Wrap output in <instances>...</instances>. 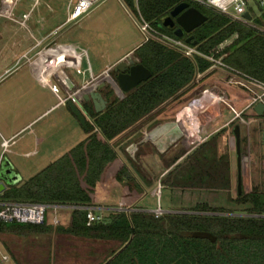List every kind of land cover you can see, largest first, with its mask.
Masks as SVG:
<instances>
[{
    "label": "rangeland",
    "instance_id": "obj_1",
    "mask_svg": "<svg viewBox=\"0 0 264 264\" xmlns=\"http://www.w3.org/2000/svg\"><path fill=\"white\" fill-rule=\"evenodd\" d=\"M78 1L0 0V72L9 69V73L0 81V92L10 86H25V94L18 97V101L30 106L32 113L44 114L60 102L52 90L54 85L60 89V84L56 81L46 82L34 71L38 50L45 53L55 42L56 45L75 46V50L81 54L82 61L78 68L85 72V75L80 74V79H91L90 62L95 75L108 73L103 79L112 91L111 96H108L110 101L124 99L126 96L117 85L114 67L111 66L123 53L140 42L139 40H146L147 35L142 31L139 19L126 9L122 0H98L88 14L77 21L68 22L69 15ZM248 1L254 17H261L264 10L252 0ZM260 30L264 32V27ZM151 36L154 37V34ZM44 37L46 40L38 43ZM34 45L36 50H32ZM25 51L29 55L23 57ZM132 59L138 62L135 56ZM48 61L50 62L49 59ZM51 65L54 68V63ZM74 72L76 74L77 69ZM234 78L219 66L213 68L212 72L198 77L196 88L182 100V106L184 103L187 105L184 116L190 117L185 130L187 133L176 141V145H169V149L162 154L157 146L145 140V136L150 133V127L144 129V133H137V130L127 133L112 143L118 153V159L113 164L114 171L119 172L123 166L127 169L124 177H132L143 187L145 195L137 203L136 210L151 211L160 205L169 214H190L192 212L187 211H192L197 204L205 202L213 208H225L232 215L245 214V210L250 206L235 203L238 198L239 169L234 135L236 126L241 127L242 193H264V117H258L254 113V107L247 110L255 95H262L264 90L254 87L256 94L245 88L247 91H243L240 86L230 84ZM202 85L205 87L200 88ZM60 95L66 97L62 91ZM80 110L87 121L93 123L90 114L83 107ZM173 110L167 109L162 118L165 121L173 120L177 115ZM238 116L239 118L229 125V121ZM36 124L21 135L28 137L32 131L38 133L39 129L50 126L58 143V155H55V159L68 150L62 148L67 143L65 139L69 138L68 144L74 143L75 147L79 144L81 136L88 135L78 119L72 116L70 106L63 104L56 106ZM216 135L219 139L220 156L226 155L229 158L230 194L197 191L199 189L192 187V183L181 185L177 176L181 175V166L184 168L186 165V159L190 155L186 154L187 151L194 152ZM39 151L44 153V145L40 146ZM8 157L11 155L7 154L5 160ZM40 157L43 160L47 158L43 154ZM178 158L180 159L175 164ZM30 161H19L22 165H19L21 170L17 171L22 175L23 182L37 174L28 169ZM173 163L175 165L168 168V164ZM226 170V166L221 165L217 169L216 177ZM120 185L123 186L120 183L99 186L94 193L95 204H122L123 191ZM213 185L222 188L218 181ZM54 215V211L48 210V226L44 231L2 227L0 264H105L112 254L121 248L118 241L89 240L59 232V229L52 225ZM58 215L64 228H68L66 219L69 212L60 211Z\"/></svg>",
    "mask_w": 264,
    "mask_h": 264
},
{
    "label": "trees",
    "instance_id": "obj_2",
    "mask_svg": "<svg viewBox=\"0 0 264 264\" xmlns=\"http://www.w3.org/2000/svg\"><path fill=\"white\" fill-rule=\"evenodd\" d=\"M122 2L140 24H148L155 31L178 40L186 41L194 36L198 42L196 48L202 54L214 56L232 70L264 84V32L260 30L264 27V11L261 17L252 15V23L243 24L188 0ZM184 2L200 10L208 21L179 39L163 23ZM135 57L152 72V78L125 94L124 99L110 102L101 114L87 109L93 120V123L87 121V140L30 180L9 186L0 200L137 208L145 195L143 187L132 177H124L127 169L123 166L119 172L114 171L118 153L112 143L140 129L143 120L163 103L178 100L196 88L199 75L208 74L214 64L202 57L187 58L152 39L136 51ZM111 94L112 91L107 95ZM174 163L168 164V168ZM221 165L227 170L220 173L218 180L217 169ZM177 177L181 185L192 183L197 191L230 194L229 158L220 156L217 135L188 155ZM215 181L222 188L214 186ZM119 183L123 185H120L122 204H95L94 193L99 186ZM235 203L250 207L243 215H232L225 208H213L203 202L187 211L190 214H165L160 218L143 212H110L105 213L103 222L90 227L85 212L67 211L68 228L63 223L55 228L89 240L120 242L121 248L105 264H264V193H238ZM46 226L47 220L37 226L0 224V229L44 231Z\"/></svg>",
    "mask_w": 264,
    "mask_h": 264
},
{
    "label": "crops",
    "instance_id": "obj_3",
    "mask_svg": "<svg viewBox=\"0 0 264 264\" xmlns=\"http://www.w3.org/2000/svg\"><path fill=\"white\" fill-rule=\"evenodd\" d=\"M44 40H46V37H44L42 40H39L38 43ZM139 41L140 42L134 44L130 50L123 53L119 58H117L111 67H115L119 62L123 61L129 56L134 57L136 51L147 42V39L145 41H141V40ZM56 44L57 42L51 45V47L49 46L50 47L49 50L45 53L38 50V53L36 54L37 56L36 61H35L36 64L34 63V68H35L34 71L38 73L40 76H42V79L44 81L46 82L56 81L58 85L60 84V89L58 88L57 85H54V87L52 88L53 93L60 100L58 105L61 104V100L64 98L60 95V91L64 92L65 94V89H64L65 87H63V85L60 83L58 79L59 74L61 73L66 78L70 86L73 88H80L86 85L87 90H90L92 86L102 85V83L104 82L103 77L105 76L106 73L102 72V73H98L97 75H95L92 70L90 62L88 61L89 70H91V79H85V80L80 79L79 78L80 74L85 75V72H82L80 68H78L79 64H81V61H82L81 54L78 53L77 50H75V46H67V45H61V44L56 45ZM36 49L37 48L34 45L32 47V50H36ZM27 54L29 55V53L25 51L23 52L22 56L26 57ZM85 54H87V52H85ZM48 59L50 60L51 63L48 61ZM52 63H54V66H55L54 68H52V65H51ZM75 68L77 69L76 74L74 72V70H76ZM7 73H9V69L4 70V72H0V81L4 79V76ZM192 90L193 89H190L186 95H184L178 100L171 99L163 103L162 105H160L155 111H153L149 116H147L143 120L144 125L140 129H137L136 131L137 133L138 132L144 133L143 132L144 129L150 127L149 134H151L154 130H156L157 128L161 126H165L168 124H177V126L179 127V132H177L176 126L172 127L169 131H167V134L163 133V136L159 140L158 143H153L154 141L147 140V137L149 136V134L145 136V140L157 146L158 151L161 152V154L162 152L167 151L169 149L168 148L169 145H176L175 144L176 141L182 138L187 133V131H185L187 130V128L185 127V123L183 122L184 121L183 119H185L184 114L186 113L187 105L184 103V106H182V100L186 96H188V94ZM109 91L110 90L108 88V85L101 90L102 95L108 101V106H109V103L112 102L108 98L109 95H107ZM24 94H25V86H21V85L10 86L7 89L0 92V170H1L3 162L5 161L6 155L10 154L12 158L8 157L6 160L11 163L14 171L17 174L21 175L18 172L19 169L21 170V168H19V165L20 166L22 165L21 162L19 161L20 160L24 161L25 159L31 160L30 161L31 164L29 163L30 165L28 166V169H31L37 172L38 174L41 171H43L45 168H47L49 165L53 164L54 162H56L57 160H59L60 158L68 154L70 151L75 149L79 144L87 140V138L89 137V134L85 136H81L78 140L79 144H77L75 147H73L74 143L68 144L67 139L69 138L65 139L64 141H66L67 143H65L62 148H65L68 150H65L64 153L60 154V156L57 159H55V155H58L57 154L58 143L56 142L55 132L53 133L52 130H50L51 129L50 126L39 129L38 133H35L34 131H32V134L29 135L28 137L22 136L21 133L27 132L28 129L31 128V126L33 125L36 126L37 125L36 123L40 119H42L44 115L49 113L51 110H53L58 105L54 106L53 108H51L44 114H41L40 112L32 113L33 109H31L30 106L25 105L24 103H20V101H18L19 100L18 97L23 96ZM84 96L85 95H83V98H81L78 102V104L81 107L79 105L77 107L79 109L83 107L86 111L87 109L92 108L95 112L93 105H90L89 103H87V101L84 99ZM67 106L69 107V105ZM171 108L174 109L173 110L174 112H177V115L173 120L168 119L165 121V119L162 118V116L166 114L167 109H171ZM71 114L72 116H75L72 113V111H71ZM158 115H160V117ZM156 121L158 122L156 123ZM234 121L235 119H231L229 121V125L233 124ZM153 123H155L156 125H152ZM173 130L174 131L176 130V132L173 133ZM168 135H171L172 137L168 138ZM166 141H168L169 143H167ZM43 145L45 148L44 153L39 151L40 146H43ZM188 153L191 154L192 152L187 151L186 154ZM42 154L47 157L46 160H43L40 157L42 156ZM36 159L38 160L36 161ZM37 174H33V176H30L25 181L30 180Z\"/></svg>",
    "mask_w": 264,
    "mask_h": 264
},
{
    "label": "built area",
    "instance_id": "obj_4",
    "mask_svg": "<svg viewBox=\"0 0 264 264\" xmlns=\"http://www.w3.org/2000/svg\"><path fill=\"white\" fill-rule=\"evenodd\" d=\"M98 0H79L78 3L73 7V11L70 13L68 22H73L81 19L84 15L88 14L94 4ZM204 8L212 9L222 15L231 18L234 22L250 24L244 19L246 13L252 14L248 0H188ZM260 9L264 10V0H252ZM141 29L147 35V41L150 39H157L160 43L167 47L183 54L185 57L194 59L195 57H202L214 65L209 70L219 66L233 75L235 80H231L230 84H236L240 87L247 89L248 91L254 92V87H261L264 90V84L256 81L250 77H247L239 72L232 70L231 68L224 65L221 60H216L214 56H206L202 54L196 47L187 44L183 40L174 39L168 35L160 33L152 29L148 24H141ZM154 34V37L151 35ZM150 35V36H149ZM108 74V73H106ZM202 76V75H201ZM199 75V77H201ZM59 81L65 87V94L61 100V104L67 106L70 103L78 104L79 100L83 98L89 90L84 85L80 88H73L70 86L66 78L59 74ZM97 86V85H95ZM93 87V86H92ZM91 87V88H92ZM247 107L255 108L259 103H264V93L262 95L256 94ZM239 116L236 118L238 119ZM235 119V120H236ZM2 194L0 193V196ZM48 210L54 211L55 215L52 219V225L57 227L62 224L59 217L60 211H83L86 213L87 226H92L96 223L104 221L105 213L110 212H140L139 210L132 208H125L122 205L119 207H105L97 205H69V204H45V203H34V202H7L0 200V224H23V225H43L46 222ZM143 213L154 214L156 218H160L165 214H169L160 205L151 211H141Z\"/></svg>",
    "mask_w": 264,
    "mask_h": 264
},
{
    "label": "water",
    "instance_id": "obj_5",
    "mask_svg": "<svg viewBox=\"0 0 264 264\" xmlns=\"http://www.w3.org/2000/svg\"><path fill=\"white\" fill-rule=\"evenodd\" d=\"M244 19L248 23H252L253 17L250 13L244 15ZM208 21V17L204 15L200 10L192 7L189 3L184 2L177 6L164 20V27L174 31V35L183 39L186 35L192 34L194 31L199 29ZM187 44L196 47L198 42L194 40V36H190L185 41ZM114 73H117V85L123 94L131 93L133 90L138 88L141 84L148 82L152 78V72L139 62L134 61L132 58H126L119 62L113 69ZM107 86L106 82H103L101 86H93L84 96V99L90 105H93L95 112L100 114L104 112L108 106V101L104 98L101 90ZM72 113L81 123L84 129L87 128V119L82 111L77 107L76 104H69ZM254 112L264 117V103H259L255 108ZM176 126L177 132L179 127L177 124H168L161 126L154 130L147 140L155 142L154 137L157 133L169 131L172 127ZM181 132V131H180ZM234 135L236 137V148L238 157V193L242 194V172L240 167L241 160V127L236 126L234 129ZM264 140V138H263ZM21 175L17 174L11 163L5 160L0 170V193L3 194L9 186H14L22 182Z\"/></svg>",
    "mask_w": 264,
    "mask_h": 264
},
{
    "label": "flooded vegetation",
    "instance_id": "obj_6",
    "mask_svg": "<svg viewBox=\"0 0 264 264\" xmlns=\"http://www.w3.org/2000/svg\"><path fill=\"white\" fill-rule=\"evenodd\" d=\"M113 73H114V71H113ZM117 76H118V74L117 73H114V77H115L116 80H117ZM175 132H176V130L175 131L173 130V133H175ZM163 133H166L167 134V131L166 132L157 133L155 136H153L154 137V140H155V142H153V143H158L159 140L162 138ZM169 137L171 138L172 136L171 135H168V138Z\"/></svg>",
    "mask_w": 264,
    "mask_h": 264
},
{
    "label": "bare ground",
    "instance_id": "obj_7",
    "mask_svg": "<svg viewBox=\"0 0 264 264\" xmlns=\"http://www.w3.org/2000/svg\"><path fill=\"white\" fill-rule=\"evenodd\" d=\"M55 67V66H54ZM190 117L188 116L187 118L184 119L185 121V127L188 126L189 122H190ZM192 122V121H191ZM188 123V124H187Z\"/></svg>",
    "mask_w": 264,
    "mask_h": 264
}]
</instances>
